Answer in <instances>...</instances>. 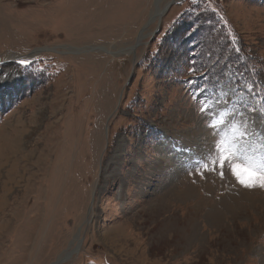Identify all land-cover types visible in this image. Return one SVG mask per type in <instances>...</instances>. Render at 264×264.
<instances>
[{
    "label": "rangeland",
    "instance_id": "rangeland-1",
    "mask_svg": "<svg viewBox=\"0 0 264 264\" xmlns=\"http://www.w3.org/2000/svg\"><path fill=\"white\" fill-rule=\"evenodd\" d=\"M262 110L264 0H0V264H264Z\"/></svg>",
    "mask_w": 264,
    "mask_h": 264
},
{
    "label": "snow or ice",
    "instance_id": "snow-or-ice-1",
    "mask_svg": "<svg viewBox=\"0 0 264 264\" xmlns=\"http://www.w3.org/2000/svg\"><path fill=\"white\" fill-rule=\"evenodd\" d=\"M193 4L197 3V0H192ZM212 11H215V9H212ZM222 19V17H221ZM195 22L192 26H190L189 31L186 33V35H192L193 32H195ZM238 51V49H237ZM22 65L28 64V61L22 60L20 61ZM190 71H195V69H190ZM194 83V81H189V84ZM251 85L248 86V91L252 92ZM207 106H204L201 108V111H206ZM251 112H256L255 108L250 109ZM264 111V110H262ZM234 115V114H232ZM217 120L219 123H209V127L213 129V135H214V141L212 147L209 149L208 154L204 157L205 163L202 165V167L211 170L216 171V165L218 164L219 170H220V176L223 178L224 176V170L226 166L231 165V173L236 177V179L239 181L240 184L244 185L245 187H253L255 183H259V186L264 188V168H261L259 171L255 170L253 167L248 166H241L239 164H233L230 158V150L228 148V142L226 141L224 135H223V129L225 125V118L221 116L220 114L216 115ZM248 121L241 120L240 126L243 128V130L240 132L239 136L235 137V139H244L248 136L252 135L248 131L247 128ZM236 125L235 124H229L230 130H235ZM234 155V153H232Z\"/></svg>",
    "mask_w": 264,
    "mask_h": 264
},
{
    "label": "bare ground",
    "instance_id": "bare-ground-1",
    "mask_svg": "<svg viewBox=\"0 0 264 264\" xmlns=\"http://www.w3.org/2000/svg\"><path fill=\"white\" fill-rule=\"evenodd\" d=\"M167 6L168 5H166V6H164L163 8H160V7H158L156 10H155V12L153 13V15L151 16V22L152 23H154L155 21L157 22V21H159V20H161V18L163 17V15L167 12ZM145 29L147 30V27H145ZM145 30V31H146ZM144 31V32H145ZM144 32H143V34H142V36H144ZM140 41V40H139ZM225 136V135H224ZM20 140V141H19ZM25 140V139H24ZM15 142H16V140H15ZM21 142H22V140L21 139H19V138H17V144H12V145H10V149H11V152H12V154H15V155H17V156H19L20 157V155L23 153V151H22V144H21ZM20 145V146H19ZM12 156V155H11ZM28 157V156H27ZM21 162H23L25 159H23V156L21 155ZM23 159V160H22ZM10 162V161H9ZM17 163V162H16ZM12 167V166H11ZM14 168V167H13ZM10 169V168H9ZM12 169V168H11ZM17 171H18V168L16 167L15 168V171L14 170H11V172H9V175H11V173H12V175H11V182L13 181V184L14 183H16V184H18L19 182H20V180H18V174H17ZM17 174L15 177H14V174ZM17 177V178H16ZM22 180L24 179V176H21L20 177ZM9 183V182H8ZM10 184V183H9ZM13 184H10L9 186L7 185V183H1L0 184V210L2 211V209H5V207H7L8 205H9V203H10V198H13L14 199V193H12V189H9V187H12V185ZM169 191V189L167 190V191H164L163 193L164 194H161L160 196H161V198H159L158 200H157V202H156V206H154L155 208H153L154 210H156V211H159L158 212V214L160 213V211H162V209H164L165 211H168L169 209L167 208V205H166V201H165V199H166V197H169L168 196V194L170 193V192H168ZM185 196V195H184ZM179 197V196H178ZM181 197V196H180ZM170 198V197H169ZM12 199V200H13ZM183 200V199H182ZM199 208V207H198ZM169 212V211H168ZM156 213V212H155ZM160 216V215H159ZM157 218V217H156ZM172 220V222H173V219H171ZM177 221V219H175V221L172 223L173 224V226H170V224H168V228L169 229H173V228H175L176 226L177 227H179V224H178V222H176ZM171 224V225H172ZM176 227V228H177ZM181 227H183V226H181ZM185 227V226H184ZM180 228V227H179ZM164 230V229H163ZM180 231H182V230H180ZM185 231V230H184ZM230 231V230H229ZM179 233V232H178ZM183 233V232H182ZM162 234V233H161ZM165 235V234H164ZM119 238V237H118ZM167 240H163V241H165L164 243H170V242H173V241H171V240H169L170 239V237L168 236V238H166ZM178 239V238H177ZM80 241V240H79ZM173 244V243H172ZM73 251H70V253H68L67 254V256H69L71 253H72ZM68 259V258H67Z\"/></svg>",
    "mask_w": 264,
    "mask_h": 264
},
{
    "label": "water",
    "instance_id": "water-1",
    "mask_svg": "<svg viewBox=\"0 0 264 264\" xmlns=\"http://www.w3.org/2000/svg\"><path fill=\"white\" fill-rule=\"evenodd\" d=\"M175 3L173 2V3L168 4L167 9H169L170 7H172Z\"/></svg>",
    "mask_w": 264,
    "mask_h": 264
}]
</instances>
